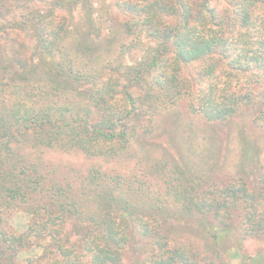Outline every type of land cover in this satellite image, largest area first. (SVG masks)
I'll return each instance as SVG.
<instances>
[{
    "label": "trees",
    "instance_id": "trees-1",
    "mask_svg": "<svg viewBox=\"0 0 264 264\" xmlns=\"http://www.w3.org/2000/svg\"><path fill=\"white\" fill-rule=\"evenodd\" d=\"M116 5L127 18L104 34L92 0H0V264H17L26 248L40 251L26 264H122L127 251L147 253L142 264H223L228 237L264 240V166L221 173L214 135L201 154L181 155L154 195L99 169L75 186L49 181L23 154L116 158L161 109L183 103L219 126L253 104V87L264 121V0ZM20 211L26 231L6 232ZM187 219L203 252L177 242ZM250 259L264 264V251Z\"/></svg>",
    "mask_w": 264,
    "mask_h": 264
},
{
    "label": "rangeland",
    "instance_id": "rangeland-1",
    "mask_svg": "<svg viewBox=\"0 0 264 264\" xmlns=\"http://www.w3.org/2000/svg\"><path fill=\"white\" fill-rule=\"evenodd\" d=\"M120 1L123 0H92L96 9L95 15L105 28L104 34L110 29L118 28L127 18L117 8L116 3ZM223 3L220 1L219 7L222 8ZM119 36H121L120 30ZM23 37L27 47L26 52L29 54L33 49V42ZM123 41L130 42L129 39ZM1 44L4 45L5 41L2 40ZM117 56L118 50L114 54V57ZM202 65H205V62L186 67L184 76L188 79L195 77ZM235 88L238 91H245L243 84ZM259 91L258 88L253 87V104L249 108H242L231 122L219 126H208L200 118L189 115L183 103L161 109L153 119L150 132L146 134L139 131L131 139L127 150L116 158L89 157L77 151L62 152L49 149L25 150L23 154L30 156L29 161L39 164L41 172L46 174L49 181L71 183L75 186L91 169H99L101 173L131 180L134 185H141L143 189H149L150 194L154 195L157 192L164 193V182L170 178L168 171L173 163L178 161L181 155L201 154L207 147L203 136L214 135L218 139L215 142L218 152L216 162L223 166L221 173L242 174L246 171L251 175L254 165L264 166V121L260 119V106L256 97ZM2 96L3 94H0V100ZM29 220L28 214L22 211L15 212L6 218L3 229L8 233H23L27 229ZM182 225L184 228L177 234V242L192 244L203 252L204 241L194 233L195 221L187 219ZM135 247H138V244ZM225 247L228 257L223 260V264H243V262L252 264L250 258L264 251V240L247 239L239 242L234 236H230L226 240ZM39 255V250L26 248L19 253L17 264H26L27 259H35ZM146 256L147 253L142 252L135 259L132 253L127 251L122 264H142Z\"/></svg>",
    "mask_w": 264,
    "mask_h": 264
}]
</instances>
